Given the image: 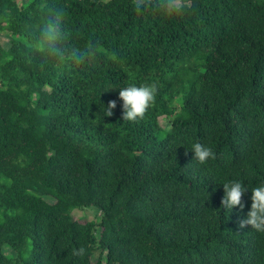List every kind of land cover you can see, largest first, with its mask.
Here are the masks:
<instances>
[{"label": "trees", "instance_id": "16d2710c", "mask_svg": "<svg viewBox=\"0 0 264 264\" xmlns=\"http://www.w3.org/2000/svg\"><path fill=\"white\" fill-rule=\"evenodd\" d=\"M175 2L0 0V264H264L240 227L264 183V0ZM53 13L62 59L35 44ZM130 84L156 88L132 122ZM229 180L243 207L222 206Z\"/></svg>", "mask_w": 264, "mask_h": 264}, {"label": "clouds", "instance_id": "9594fccd", "mask_svg": "<svg viewBox=\"0 0 264 264\" xmlns=\"http://www.w3.org/2000/svg\"><path fill=\"white\" fill-rule=\"evenodd\" d=\"M164 9L171 14L178 11L175 0H165ZM63 33L61 30V18L59 13L48 16L40 25L35 44L38 50L46 55L56 58H63L64 50L60 47ZM91 50H73L70 58L75 63L82 62ZM156 88L152 84L135 85L130 84L119 88V98L122 101V117L126 121H136L142 118L154 100ZM116 107V101H109L105 108V116H111L112 110ZM191 151L201 164L207 163L213 157L212 150L199 142L191 145ZM224 197L222 206L227 210H232L236 206L243 207L241 200L247 187L239 180H229L223 183ZM251 205L245 219L240 223V227L251 226L258 232H264V183L251 188Z\"/></svg>", "mask_w": 264, "mask_h": 264}, {"label": "rangeland", "instance_id": "374dc122", "mask_svg": "<svg viewBox=\"0 0 264 264\" xmlns=\"http://www.w3.org/2000/svg\"><path fill=\"white\" fill-rule=\"evenodd\" d=\"M27 0H23V2H26ZM104 1H108V0H104ZM141 2L144 0H140ZM0 43L2 44V46L4 48H8L10 47V35L9 34H0ZM160 124L162 125L163 128H167L169 129L170 127V122L168 119L166 118H162L160 119ZM45 199L49 202V203H55V200L52 197H45ZM100 212L97 211L94 208H86L84 210H75L73 212V217L76 221L80 222V223H86L88 221L91 220H97V218L99 217ZM10 251H7V253H9ZM11 254H14L13 252H10ZM98 254L96 253L93 261L95 262L97 260Z\"/></svg>", "mask_w": 264, "mask_h": 264}]
</instances>
